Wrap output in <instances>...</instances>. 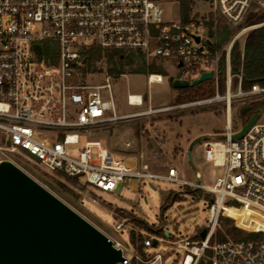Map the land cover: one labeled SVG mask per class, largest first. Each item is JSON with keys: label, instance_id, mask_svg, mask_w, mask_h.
Segmentation results:
<instances>
[{"label": "built area", "instance_id": "obj_1", "mask_svg": "<svg viewBox=\"0 0 264 264\" xmlns=\"http://www.w3.org/2000/svg\"><path fill=\"white\" fill-rule=\"evenodd\" d=\"M166 1L0 0V159H11L6 151L22 154L25 150L27 158L34 157L45 174L74 177L105 192H115L121 184L131 187L133 178L166 179L204 189L211 194L210 217L195 232L198 239L193 240V235L173 242L183 251L181 264H264V238L213 239L221 216L232 217L239 227L264 235V123L257 120L244 135L233 138L244 124L235 128L232 115L234 100L264 99V85L257 83L244 90L243 68L233 72L231 63L236 38L227 48L219 45L221 29L242 23L258 0H189L194 9L187 17L180 1L173 0L179 16L170 21L163 15ZM45 44L50 47L48 56L41 55ZM96 50L102 51L103 58L106 52L115 51L145 61L157 57L172 60L180 78L189 81L211 71L216 94L189 103L121 113L113 94V75L104 74L99 82L90 67ZM224 52L227 81L226 94L221 95ZM155 75L149 74L148 82L160 81ZM235 76L238 84L233 92ZM134 96L139 100L133 101L129 94L128 103L143 105L144 96ZM221 100L227 109L223 137L203 142L207 159L223 168L211 186L202 182L198 170V181L192 182L181 178L175 167L167 175L152 171L142 154L133 164L100 140L80 145L82 136L89 137L95 130ZM72 144L79 145L75 155L67 150ZM229 209H234L237 217L230 215ZM124 227L116 224L118 230ZM203 229H207L204 238ZM107 235L123 250L120 264H153L162 258V253L126 252L120 240ZM155 240L157 244L166 239L149 234L143 246L151 247Z\"/></svg>", "mask_w": 264, "mask_h": 264}, {"label": "rangeland", "instance_id": "obj_2", "mask_svg": "<svg viewBox=\"0 0 264 264\" xmlns=\"http://www.w3.org/2000/svg\"><path fill=\"white\" fill-rule=\"evenodd\" d=\"M169 0L163 2V15L166 20H174L179 16L178 4ZM264 3V0H261ZM189 14L191 15L194 6L190 4ZM201 8H207L200 5ZM264 4L259 0L253 4L251 11H263ZM249 14V13H248ZM247 14V15H248ZM247 17V16H246ZM246 19V18H245ZM245 21V20H244ZM244 21L238 25H229L227 30L230 35L227 40L221 42L220 47L227 48L232 41L240 44L241 51L244 50L245 41L249 32L264 24L243 25ZM222 25L224 22L222 21ZM225 28L221 29V39ZM125 55L124 66L120 67L114 62H109L108 57L92 59L91 69L97 73V80L103 81L104 74H112V86L115 102L121 113L133 112L136 110H145L149 107H160L166 105L189 103L203 100L215 96L216 88L213 79L202 82L203 90H212L214 93L205 96H190L189 93H182L174 88L171 79L180 78L181 72L175 61L163 58H153L146 60V72L134 73L142 65L143 59L134 57V55ZM232 55V50H231ZM225 61V52L223 54ZM155 62L158 67L163 68L167 75L151 72L149 66ZM117 66L125 73L111 72V68ZM151 73L159 74L163 77L162 81L148 82V75ZM220 78H223L221 87ZM233 78L232 91L237 85ZM238 79V78H237ZM227 74L224 68V74L219 77V92L226 94ZM238 81V80H237ZM140 93L144 96V103L141 106H133L128 103V95ZM181 96L180 100L177 98ZM105 98H109L108 93H103ZM253 101L234 100L232 104V115L235 128L245 124V119L239 114V109L249 105ZM226 102L218 101L212 105L196 106L190 109H178L171 112L158 113L150 116H142L130 121H124L116 125L95 130L88 136L81 138L80 145L86 140H100L110 149L121 154L140 153L149 163L152 171L167 175L171 167L179 170L180 177L189 181H198L196 170L202 177V182L211 186L217 176L223 173V168L216 166L207 159L203 142L207 139L222 138L216 136L225 131L226 124ZM258 122L264 123V109L258 112ZM45 134H42L44 136ZM130 142L131 146H125ZM79 145H67L70 154L78 153ZM139 150H138V149ZM122 149V150H119ZM192 152V160L188 152ZM22 154L6 151L7 155L30 173L38 181L44 184L48 189L54 192L62 200L72 206L80 214L90 220L93 224L122 242L125 251H139L152 256L155 253H162V258L156 260L153 264H181L180 258L183 254L182 249L176 247L174 241L182 238H190L195 232L202 228L209 220V201L211 194L204 189H194L191 186L178 182H170L166 179H137L130 181L131 187L123 184L115 192H105L89 184H85L79 179H68L60 175L45 174L36 159L27 158V151L22 150ZM96 149H93L95 155ZM129 158V157H128ZM34 160V161H33ZM135 164L136 160L129 158ZM64 185L66 188L62 187ZM175 194L176 199L170 195ZM134 218L140 219L148 224L140 225ZM226 218L231 221H226ZM120 222L125 225L124 228L116 229V224ZM231 224L238 229L250 232L237 225V220L229 216H221L219 224L214 234L215 240L237 239L226 234L225 226ZM166 231L170 232L168 236ZM132 234L134 240H132ZM153 234L158 237H165L166 240L159 241L151 247H144L143 240L147 235ZM244 239L243 237H240ZM238 238V239H240ZM264 238V235H253L251 239ZM193 240L198 236L194 235ZM134 243L136 245H134Z\"/></svg>", "mask_w": 264, "mask_h": 264}, {"label": "water", "instance_id": "obj_3", "mask_svg": "<svg viewBox=\"0 0 264 264\" xmlns=\"http://www.w3.org/2000/svg\"><path fill=\"white\" fill-rule=\"evenodd\" d=\"M205 71L174 88L212 79ZM250 106L242 109L246 113ZM258 113L233 138L258 120ZM208 139V137H205ZM192 160V152H188ZM170 232L166 231L168 235ZM207 229L201 231L205 237ZM156 244V240L154 241ZM123 250L99 227L11 159H0V264H120Z\"/></svg>", "mask_w": 264, "mask_h": 264}, {"label": "trees", "instance_id": "obj_4", "mask_svg": "<svg viewBox=\"0 0 264 264\" xmlns=\"http://www.w3.org/2000/svg\"><path fill=\"white\" fill-rule=\"evenodd\" d=\"M181 4V11L184 17H187L189 14V11L191 9L190 7V2L189 0H179ZM264 22V10L263 11H251L247 15L243 25H253V24H258ZM230 35V31L227 30V26H225V31L222 35L221 42L225 41L228 39ZM221 45V44H219ZM44 50L41 52V55L48 56L51 51L49 44L43 45ZM93 59L97 60L103 56V53L101 50H96L92 53ZM106 56L108 57L109 62H114L116 65L118 64L120 67L124 66V60H125V55L122 52H106ZM231 63H232V69L233 72L239 71L241 68H243V79H242V88L244 90L250 89L254 84H262L264 85V24L260 27H257L253 30H251L247 36V39L245 41L244 45V50L243 52L241 51L240 44L235 43L233 49H232V55H231ZM224 68H225V61H222V72L221 74H224ZM146 61H142V65L140 68L132 71L134 73L141 72L145 73L146 72ZM149 69L151 72H156L160 73L161 75H167L166 71L158 67L155 62H153L150 66ZM111 72L115 71L118 73H125L121 69H118L117 66L113 67L110 69ZM238 79L236 78L234 81V84H238ZM173 82V79H171V83ZM220 84L221 87L223 86V78H220ZM173 86V85H172ZM202 83L195 85V86H190L187 88H179L178 90L182 93H189L190 96L195 97V96H205V95H210L214 93L212 90H203ZM177 98L180 100L181 96H177ZM245 106H250V109L246 112L243 113L242 109ZM239 109V114L243 116L245 119V122L247 123L253 115L257 114L260 110L264 109V99L261 100H256L250 103L249 105H245ZM64 178H68L71 180L77 179L74 177H69L67 175H61ZM62 187L66 188L64 185H61ZM170 197L174 200L177 198L175 194L170 195ZM230 215L237 216L236 212L233 209L229 210ZM135 221H137L140 225H145L148 227V224L146 222L141 221L140 219L134 218ZM226 221H231L230 219L226 218ZM225 232L228 235L233 236L234 238H240L243 237L244 239H250L253 237V235H258V233L254 232H245L237 227H234L231 224H227L225 226ZM134 234H132V240H134L133 237ZM221 239H225L224 235H221ZM242 239V238H240Z\"/></svg>", "mask_w": 264, "mask_h": 264}, {"label": "crops", "instance_id": "obj_5", "mask_svg": "<svg viewBox=\"0 0 264 264\" xmlns=\"http://www.w3.org/2000/svg\"><path fill=\"white\" fill-rule=\"evenodd\" d=\"M163 76V75H162ZM131 94V93H130ZM133 94H140V93H133ZM226 120H227V116H226ZM226 125V124H225ZM223 135V133L222 134H219V135H216V136H222ZM215 139H220V138H215ZM110 148V147H109ZM138 149V148H137ZM119 150H122V149H119ZM139 150V149H138ZM122 151H124V150H122ZM120 152V151H119ZM125 152V151H124ZM126 153L127 154H124L126 157H127V159L129 160V158H132V159H134V160H137V157H138V155L140 154V153H128V151H126ZM129 157V158H128ZM130 161V160H129ZM131 162V161H130Z\"/></svg>", "mask_w": 264, "mask_h": 264}, {"label": "bare ground", "instance_id": "obj_6", "mask_svg": "<svg viewBox=\"0 0 264 264\" xmlns=\"http://www.w3.org/2000/svg\"><path fill=\"white\" fill-rule=\"evenodd\" d=\"M154 78L155 79H158V80H160V81H162V79H163V77L161 76V75H159V74H156L155 76H154ZM132 95V100L134 101V100H139V97L138 96H134V94H131ZM207 186H209V185H207ZM230 210V209H229ZM229 210H228V213H229ZM234 210V209H233ZM235 211V210H234ZM236 212V211H235ZM230 214V213H229ZM236 214H237V212H236ZM238 215V214H237ZM233 216V215H232ZM235 217V216H234ZM237 217V216H236Z\"/></svg>", "mask_w": 264, "mask_h": 264}]
</instances>
